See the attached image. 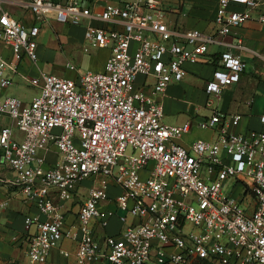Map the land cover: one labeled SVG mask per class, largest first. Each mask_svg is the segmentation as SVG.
Masks as SVG:
<instances>
[{
    "label": "built area",
    "instance_id": "built-area-1",
    "mask_svg": "<svg viewBox=\"0 0 264 264\" xmlns=\"http://www.w3.org/2000/svg\"><path fill=\"white\" fill-rule=\"evenodd\" d=\"M85 1L0 0V43L12 49L10 60L0 51V93L25 57L38 62L40 32L51 19L83 25L85 51L110 49L101 70L70 63L76 77L41 70L30 77L39 90L29 101L0 97V163L12 171L0 174V187H19L38 209L25 216L29 262L49 264L51 249L68 238L75 250L60 253L74 255L71 264H264V129L234 130L242 115L215 109L196 126L216 129L217 138L186 145L179 139L191 121L165 122L162 100L187 63L214 64L209 95L239 81L247 61L234 49L246 46L239 35L223 37L248 19L264 22L262 0H218L212 33L169 26L163 0L108 1L98 10ZM9 3L32 22L23 23ZM215 43L225 47L210 58ZM89 178L77 223L67 225L64 202ZM230 179L254 195L251 212L227 190ZM111 185L121 188L114 197ZM7 205L0 200V218ZM114 216L124 226L97 237L95 224L106 228Z\"/></svg>",
    "mask_w": 264,
    "mask_h": 264
},
{
    "label": "crops",
    "instance_id": "crops-1",
    "mask_svg": "<svg viewBox=\"0 0 264 264\" xmlns=\"http://www.w3.org/2000/svg\"><path fill=\"white\" fill-rule=\"evenodd\" d=\"M108 1L115 2L118 0H99L96 2L94 0H86L85 2L91 4L93 9L98 10L101 6L100 3ZM262 2V6H264V0ZM163 3L165 8L163 18L168 22L169 26L181 28L196 27L208 33L215 31L214 18L218 0H163ZM6 6L13 10L16 16L26 25L32 22L31 15L20 5L9 3ZM235 6L237 8L242 7L240 4ZM48 27L51 28L50 34L54 32L53 28L56 32H59L61 44L53 36L49 45H53L54 49L50 48V46L40 47L39 58L55 57L57 50L62 49L60 47H63L64 50L70 44L74 48L76 47L75 43H81L82 51L88 55H86L85 60H82L83 64L80 65L93 70H101L104 67V63L110 54V49L92 48L89 51H85L83 48V25L65 24L51 19ZM238 35L242 37L246 48H235L234 50L241 52L243 58L247 61V69L241 75L239 81L226 86L218 97L209 95L205 90V85L206 81L212 76L214 64L210 60L187 63V71L184 77L181 80L171 82L162 96L165 109L163 120L165 122L182 123L190 120L192 123L191 131L179 139L181 143L187 145L197 138L215 140L218 136L216 129H202L196 126V121L211 115L215 109L242 115L241 120L232 126L234 130L264 129V124L260 121V115L264 112V60L259 55L264 52V22L255 18L248 19L236 28L232 34L224 36L223 40L231 42ZM224 47L222 43L211 45L208 57L217 56L218 52L223 50ZM0 51L9 60L12 58L10 45L0 43ZM94 52L101 53L102 58L97 62H90L91 59L89 58ZM39 60L35 63L25 57L19 63V73L13 75V84L11 85V87H14L13 91L16 95L24 96V88L20 86L24 82L35 86L30 81L32 75H29V73H32V68L37 73L41 70L44 71L43 65ZM56 65L58 66V64ZM143 79V76L139 77V81ZM7 89L0 93V97L10 93L7 92ZM31 98L24 100L29 101ZM53 158L54 155L51 154L50 159ZM0 174L11 176L12 171L0 163ZM82 184H84V181ZM226 186L230 193L241 198L248 212H251L255 207L256 200L250 189L241 182H235L232 179L227 181ZM80 188L78 189V195L73 201L64 202L67 225L77 223V211L82 199V196L79 195ZM109 192L110 196L114 197L121 192V188L111 185ZM3 199H8V205L0 218V264H31L26 256V236L29 231L25 226V216L36 214L38 209L34 202L24 198L19 187L11 184H3L0 187V200ZM106 204L108 207H112L114 206V201H108ZM140 220L139 217L131 216L129 218L131 222ZM123 226L124 224L120 222L118 217L114 216L106 228L95 224V234L97 237H101L105 233L116 234ZM34 228L35 226H31L30 231H33ZM61 248L74 251L76 242L68 238L62 239L58 246L51 249L48 258L49 264H71L74 262V255L69 258L63 256L60 253Z\"/></svg>",
    "mask_w": 264,
    "mask_h": 264
},
{
    "label": "rangeland",
    "instance_id": "rangeland-1",
    "mask_svg": "<svg viewBox=\"0 0 264 264\" xmlns=\"http://www.w3.org/2000/svg\"><path fill=\"white\" fill-rule=\"evenodd\" d=\"M50 30L51 28L48 27V25H46L40 32V36H39L40 47L50 46V48L54 49L53 45H49V43L51 42V38H53V36H54V39L57 38L58 43L61 44L59 32L58 31L56 32V30L53 28L54 32L50 34ZM75 44H76V47L74 48L72 47L71 44L67 46V48L64 50H63V47H60L62 49L57 50V54L55 57H50V58L48 57L47 59H41V57L38 58L40 59L39 62L43 65V70L46 72H52V73L69 76V77H76L78 74L76 70L70 68L69 63L77 66L80 69V71L89 70L90 68L80 65V64H83L82 60H85V58L87 57L86 55L88 54L82 51L81 43L80 44L75 43ZM101 58H102L101 53L94 52L89 59H91L90 62H97L98 60H101ZM56 64H58V66ZM31 70H32V73L30 72L29 75L34 76L38 74L37 72H35L34 68H32ZM20 86H23L24 88V96L20 95V97L23 99L31 98L39 90L38 87L32 86L26 82L22 83ZM13 88H14L13 86L12 87L10 86L7 89V92L16 94L13 91ZM91 184H92L91 178L86 179L83 184L86 187L82 188L81 186L79 195L85 196L87 187ZM191 264H212V263H208L203 260H197V261L192 262Z\"/></svg>",
    "mask_w": 264,
    "mask_h": 264
},
{
    "label": "trees",
    "instance_id": "trees-1",
    "mask_svg": "<svg viewBox=\"0 0 264 264\" xmlns=\"http://www.w3.org/2000/svg\"><path fill=\"white\" fill-rule=\"evenodd\" d=\"M203 261H205V260H203ZM205 262H207V261H205Z\"/></svg>",
    "mask_w": 264,
    "mask_h": 264
}]
</instances>
